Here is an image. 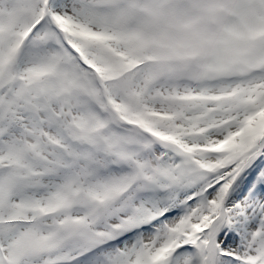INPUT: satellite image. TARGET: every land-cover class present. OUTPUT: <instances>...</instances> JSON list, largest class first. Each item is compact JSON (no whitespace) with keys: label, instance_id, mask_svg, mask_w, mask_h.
Instances as JSON below:
<instances>
[{"label":"snow or ice","instance_id":"snow-or-ice-1","mask_svg":"<svg viewBox=\"0 0 264 264\" xmlns=\"http://www.w3.org/2000/svg\"><path fill=\"white\" fill-rule=\"evenodd\" d=\"M0 264H264V0H0Z\"/></svg>","mask_w":264,"mask_h":264}]
</instances>
